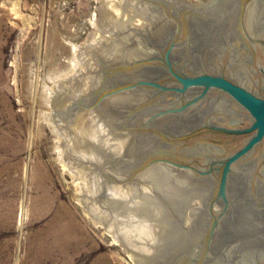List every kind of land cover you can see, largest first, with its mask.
Returning <instances> with one entry per match:
<instances>
[{
	"label": "water",
	"instance_id": "water-1",
	"mask_svg": "<svg viewBox=\"0 0 264 264\" xmlns=\"http://www.w3.org/2000/svg\"><path fill=\"white\" fill-rule=\"evenodd\" d=\"M60 140L134 264H264V0L161 12Z\"/></svg>",
	"mask_w": 264,
	"mask_h": 264
},
{
	"label": "rangeland",
	"instance_id": "rangeland-1",
	"mask_svg": "<svg viewBox=\"0 0 264 264\" xmlns=\"http://www.w3.org/2000/svg\"><path fill=\"white\" fill-rule=\"evenodd\" d=\"M210 1L0 0V264H134L77 196L58 129L161 12Z\"/></svg>",
	"mask_w": 264,
	"mask_h": 264
},
{
	"label": "bare ground",
	"instance_id": "bare-ground-1",
	"mask_svg": "<svg viewBox=\"0 0 264 264\" xmlns=\"http://www.w3.org/2000/svg\"><path fill=\"white\" fill-rule=\"evenodd\" d=\"M102 6H104V11H106V13H104L105 18H106V19L113 18V17H112L113 14H112L111 12H107V6L104 5V4H102ZM108 7L112 8L113 11H115L116 13H120V8L117 7V4H116L114 1H112V2L110 1V3H108ZM96 16H97V13L95 12V13H94V16H93V18H92L93 20H95V21H93L94 24H97V23H96ZM104 41H105V40H104ZM72 60H73V62H74V61H75V58H72ZM73 79H74V78H73V77H70V76H69V79H67V76H66V77H65L64 79H62V80L68 82L69 85H72L70 82H71ZM69 89H70V88H69ZM62 92H63V91H62ZM62 92L58 93L59 95H57V97H58V98H57V100H58V101H57V104H58V105H59L60 103L63 102V101H61V100L64 98V94H65V92H63L64 94H63ZM58 131H59V133H61V129H58ZM60 159H61V156H60ZM60 161H62V159H61ZM64 163H65V162H64ZM64 163H63V164H64ZM66 164H67V163H66ZM66 164H64V165H66ZM68 170H69V169H68ZM69 172H70V171H69ZM77 196L80 197L78 191H77ZM79 199H81V198H79ZM81 202L83 203L82 200H81ZM83 204H84V203H83ZM84 206H85V205H84ZM85 208H86V207H85ZM86 211H87L89 214H91V213L88 211L87 208H86ZM64 225H65V224H64ZM66 226H68V225H66ZM75 226H76V225H75ZM77 227H78V230H80V229H79V226H77ZM67 228H69V227H67ZM61 229H62V230H65L66 228H65V229L61 228ZM74 229H75V228H74ZM62 230H61V231H62ZM75 230H76V229H75ZM59 231H60V230H59ZM66 231H67V229H66ZM67 232H68V231H67ZM58 233H61V232H58ZM61 234H63V232H62ZM61 234H60V235H61ZM65 234H68V233H65V231H64V235H65ZM60 235H59V236H60ZM69 235H70V234H69ZM59 236H57V237H59ZM61 237H62V236H61ZM61 237H59V238H61ZM67 237H68V236H67ZM67 237H66V238H67ZM130 254H131V253H130ZM131 256H132V254H131ZM132 259H133V261H134L133 256H132Z\"/></svg>",
	"mask_w": 264,
	"mask_h": 264
}]
</instances>
